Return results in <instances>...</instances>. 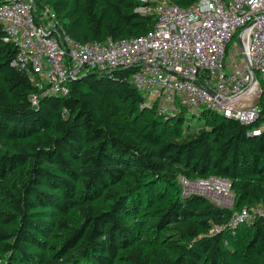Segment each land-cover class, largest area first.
<instances>
[{"label":"trees","instance_id":"16d2710c","mask_svg":"<svg viewBox=\"0 0 264 264\" xmlns=\"http://www.w3.org/2000/svg\"><path fill=\"white\" fill-rule=\"evenodd\" d=\"M36 2L81 43L136 37L156 22L135 0ZM18 50L0 24L2 264H264V216L231 223L235 210L264 203L257 122L210 109L161 116L130 69L44 94L14 64ZM192 115L206 125L185 126ZM212 175L232 182V207L184 193L182 177Z\"/></svg>","mask_w":264,"mask_h":264},{"label":"built area","instance_id":"2783aa9c","mask_svg":"<svg viewBox=\"0 0 264 264\" xmlns=\"http://www.w3.org/2000/svg\"><path fill=\"white\" fill-rule=\"evenodd\" d=\"M135 1L137 11L154 15L156 22L131 38L78 42L61 30L53 8H40L36 0H0V24L6 39L18 45L14 64L44 94L67 93L71 81L90 72L130 69L144 106L161 116L210 109L257 122L249 132L263 133L264 0H197L187 7L170 0ZM32 99L37 102L38 95ZM181 181L186 193L233 206L232 182L226 177ZM262 216L264 203L245 206L233 212L231 223Z\"/></svg>","mask_w":264,"mask_h":264},{"label":"rangeland","instance_id":"374dc122","mask_svg":"<svg viewBox=\"0 0 264 264\" xmlns=\"http://www.w3.org/2000/svg\"><path fill=\"white\" fill-rule=\"evenodd\" d=\"M206 123H205V119L204 118H201L199 117V115H192V116H189L187 119H186V122H185V126H191L193 128H200L202 126H205ZM183 190H184V193H186L185 189H184V186H183ZM188 190V189H187ZM190 190H188L187 192H189ZM0 263L2 264V260L0 259ZM124 264V263H122ZM125 264H129V263H125Z\"/></svg>","mask_w":264,"mask_h":264},{"label":"water","instance_id":"95a60500","mask_svg":"<svg viewBox=\"0 0 264 264\" xmlns=\"http://www.w3.org/2000/svg\"><path fill=\"white\" fill-rule=\"evenodd\" d=\"M252 71H254V70H252ZM201 85H203V84H201ZM203 87L206 88L210 93L214 94V92L210 88L206 87L205 85H203Z\"/></svg>","mask_w":264,"mask_h":264}]
</instances>
